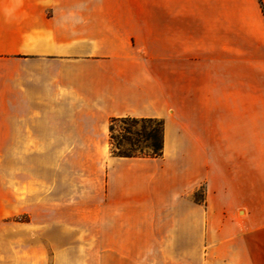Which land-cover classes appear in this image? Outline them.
I'll list each match as a JSON object with an SVG mask.
<instances>
[{"label": "crops", "instance_id": "1", "mask_svg": "<svg viewBox=\"0 0 264 264\" xmlns=\"http://www.w3.org/2000/svg\"><path fill=\"white\" fill-rule=\"evenodd\" d=\"M148 8L0 0V264H264V0ZM121 118L163 155L114 154Z\"/></svg>", "mask_w": 264, "mask_h": 264}, {"label": "trees", "instance_id": "2", "mask_svg": "<svg viewBox=\"0 0 264 264\" xmlns=\"http://www.w3.org/2000/svg\"><path fill=\"white\" fill-rule=\"evenodd\" d=\"M128 121L132 126L141 125L140 131L133 132L123 128L120 135H115V126L119 122ZM110 141L112 152L127 158H159L163 155L164 121L152 118H121L113 119L110 125ZM123 143L128 144L124 147ZM195 199L199 200L195 193Z\"/></svg>", "mask_w": 264, "mask_h": 264}, {"label": "rangeland", "instance_id": "3", "mask_svg": "<svg viewBox=\"0 0 264 264\" xmlns=\"http://www.w3.org/2000/svg\"><path fill=\"white\" fill-rule=\"evenodd\" d=\"M122 5L124 15L139 14L140 16L148 15V0H140L139 6L137 0H117ZM156 14H164L163 8H156ZM123 128H129L133 132L140 131L142 126L136 125L135 127L128 121L119 122L115 126V135H120ZM124 147L128 144L123 143ZM199 200L204 198V187H200L196 192ZM195 197V196H194ZM74 243V242H73ZM57 264V263H55ZM58 264H101L100 263V248L98 247H61L59 249V263Z\"/></svg>", "mask_w": 264, "mask_h": 264}]
</instances>
